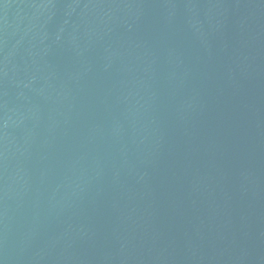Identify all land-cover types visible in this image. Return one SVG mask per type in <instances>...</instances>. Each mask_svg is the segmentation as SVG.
Instances as JSON below:
<instances>
[{
	"label": "water",
	"instance_id": "95a60500",
	"mask_svg": "<svg viewBox=\"0 0 264 264\" xmlns=\"http://www.w3.org/2000/svg\"><path fill=\"white\" fill-rule=\"evenodd\" d=\"M0 264H264V0H0Z\"/></svg>",
	"mask_w": 264,
	"mask_h": 264
}]
</instances>
